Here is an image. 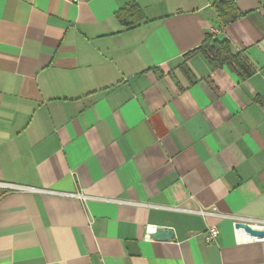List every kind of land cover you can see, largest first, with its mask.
Segmentation results:
<instances>
[{"label":"crops","instance_id":"1","mask_svg":"<svg viewBox=\"0 0 264 264\" xmlns=\"http://www.w3.org/2000/svg\"><path fill=\"white\" fill-rule=\"evenodd\" d=\"M218 1L0 0V264H264V0Z\"/></svg>","mask_w":264,"mask_h":264},{"label":"trees","instance_id":"2","mask_svg":"<svg viewBox=\"0 0 264 264\" xmlns=\"http://www.w3.org/2000/svg\"><path fill=\"white\" fill-rule=\"evenodd\" d=\"M222 5H226L228 7L231 5V0H220L215 4L216 10L220 14L225 9L221 8ZM124 11L126 13L132 12L130 17L137 16V18H141L142 16L141 10L136 5L127 6L124 8ZM118 16L121 23L124 24L125 27H128L134 21L132 20L131 23H129L127 17L123 18L121 12L117 14V17ZM190 54H202L213 69L227 67L231 71L238 72L240 79L249 76L254 71L251 63L244 53L232 52L230 42L226 38L221 39L219 35L208 33L202 44L191 53L186 54L184 58L186 59Z\"/></svg>","mask_w":264,"mask_h":264},{"label":"water","instance_id":"3","mask_svg":"<svg viewBox=\"0 0 264 264\" xmlns=\"http://www.w3.org/2000/svg\"><path fill=\"white\" fill-rule=\"evenodd\" d=\"M234 230L242 231L245 235H247L252 240H264V228L263 229H255L250 225L237 221L233 224ZM173 237L171 230L164 228H155L152 234H149V238L154 239L156 241H169ZM130 249H132L133 254H137L135 249V243H128Z\"/></svg>","mask_w":264,"mask_h":264},{"label":"built area","instance_id":"4","mask_svg":"<svg viewBox=\"0 0 264 264\" xmlns=\"http://www.w3.org/2000/svg\"><path fill=\"white\" fill-rule=\"evenodd\" d=\"M223 29V28H222ZM221 32V29L217 28V29H212L209 31L210 34H214V35H219ZM14 187H9V186H0V190L2 191H6V190H11ZM19 191H21L20 189H17ZM2 194L0 193V196ZM69 196L77 198L81 201H86L88 199V197H86L85 195H83L81 192L76 191V193L70 194ZM198 213H200V215H202L203 217L206 216H217V209L215 207L211 208V211H199ZM240 222H244L248 225H250L252 228L255 229H263L264 228V221H256V222H248V221H244L241 220ZM235 223V222H234ZM218 236V229L215 226H211L208 228L207 231V235L205 237L206 242H212L215 240V238ZM245 239H249V238H245ZM252 239H249L247 241H250Z\"/></svg>","mask_w":264,"mask_h":264}]
</instances>
